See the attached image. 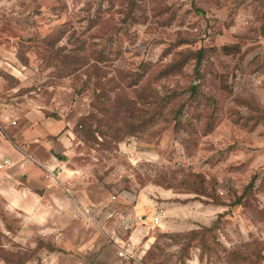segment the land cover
I'll return each instance as SVG.
<instances>
[{
	"label": "rangeland",
	"instance_id": "obj_1",
	"mask_svg": "<svg viewBox=\"0 0 264 264\" xmlns=\"http://www.w3.org/2000/svg\"><path fill=\"white\" fill-rule=\"evenodd\" d=\"M263 9L264 0H0V38L22 67L9 95L33 99L68 131L73 188L105 205L102 220L108 206L121 210V194L145 218L165 211L148 226L146 262L130 264H264ZM102 32H116L106 63L94 61ZM50 54L66 59L50 64ZM72 55L83 64H66ZM169 64L178 71L162 78ZM108 77L114 91L102 86ZM173 90L176 104L165 101ZM2 207L0 264H50L33 260L35 244L12 241L21 218ZM109 236L77 254L62 246L56 264L119 263ZM31 237L51 250V239Z\"/></svg>",
	"mask_w": 264,
	"mask_h": 264
},
{
	"label": "crops",
	"instance_id": "obj_2",
	"mask_svg": "<svg viewBox=\"0 0 264 264\" xmlns=\"http://www.w3.org/2000/svg\"><path fill=\"white\" fill-rule=\"evenodd\" d=\"M10 54L12 51L5 46L1 37L0 204L5 211L14 212L21 218L15 235L6 233L20 246H38V249L31 251L35 256H40L33 259L36 263L44 260L45 256V260H52L50 264H56L57 252H61L62 246L70 249L67 251L70 254H77L85 247L94 248L98 246V236L104 233H112L109 236L110 244L116 252L122 245H132L135 263H142L152 243L148 226L154 212L146 218L140 216L143 208L139 203L125 207L126 196L121 194L112 197L122 205L118 207L121 210L115 216V211H110L111 207L108 206L102 220L105 205L101 201L93 203L85 190L76 191L73 188L75 170L69 166L70 160L66 158L71 145L66 135L68 131L62 132L59 121L47 116L45 109L38 107L33 99L26 100L25 95L20 93L9 95L12 90H19L7 86L9 77L18 79L14 72L20 73L22 70L21 65L13 63ZM14 60H17L15 53ZM164 215L165 211L162 217ZM6 231H9L8 228ZM32 235L34 238L44 236L51 239V250H45L42 254V239L35 241ZM116 259L119 260L116 264L132 262L119 257Z\"/></svg>",
	"mask_w": 264,
	"mask_h": 264
},
{
	"label": "trees",
	"instance_id": "obj_3",
	"mask_svg": "<svg viewBox=\"0 0 264 264\" xmlns=\"http://www.w3.org/2000/svg\"><path fill=\"white\" fill-rule=\"evenodd\" d=\"M263 6V5H262ZM262 16H263V21H264V9L262 11ZM108 25V24H107ZM112 26H109V29H111ZM115 34L116 32H113V33H103L102 32V52H101V57L100 59H94L95 62H99L100 60L102 61V63H106L108 60H109V55L112 53V47H111V44L115 38ZM264 34V33H263ZM111 41V42H109ZM52 44V42H49ZM48 47H50L51 45L48 44L47 45ZM52 53V51H51ZM202 51H198L196 53V62L197 64H199L201 62V59H202ZM57 56H53L52 54H50L49 56H47V60L50 64H52V62H54V60H56L57 58H65L66 59V56L64 55H61V54H55ZM118 56V54H117ZM72 60H65L64 62H66V64H69V66H77L76 64H83L82 63V60L84 59V57H80L78 55H72L71 56ZM113 60V59H112ZM178 71L177 67L173 66L172 64H169V65H165V66H162L161 67V70H160V73L163 75L162 78H165L167 76H170L171 74H173L175 71ZM103 76V75H102ZM130 78V76H128ZM103 78V77H102ZM192 84V83H191ZM108 85L109 88L108 90L110 89V91H114V89L117 87L118 88V83H116L113 78H106L105 80H102V86H106ZM134 85V83H133ZM199 87V85H189V91L191 92L190 93V97H189V101H193L195 99V97L197 96V88ZM183 92V90H182ZM182 96V93L181 92H178V91H175L173 90L169 97H167V99L165 100L166 102H171L172 104H176L178 102V100L180 99V97ZM180 101V100H179ZM189 101H186V102H180V105H183L181 107H179V114H181L184 110V107L188 104ZM119 98L117 99V102L116 104L114 103L113 105H110V109L112 110V112H115L116 109L118 108L119 109ZM154 246V243L149 247V249L145 252L143 258H142V261L143 262H146L145 261V257L147 254H150V249L153 248Z\"/></svg>",
	"mask_w": 264,
	"mask_h": 264
},
{
	"label": "built area",
	"instance_id": "obj_4",
	"mask_svg": "<svg viewBox=\"0 0 264 264\" xmlns=\"http://www.w3.org/2000/svg\"><path fill=\"white\" fill-rule=\"evenodd\" d=\"M163 215V211L161 209L155 210L154 213L152 214V220L151 224L153 227L159 226L161 217ZM133 246L130 244H127L125 246H120L119 249L117 250L116 254L117 257L123 258L125 260H130V261H135L136 257L133 256L132 253Z\"/></svg>",
	"mask_w": 264,
	"mask_h": 264
}]
</instances>
